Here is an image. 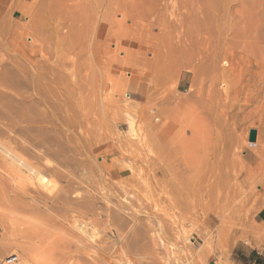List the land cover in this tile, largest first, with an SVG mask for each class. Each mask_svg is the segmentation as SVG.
I'll list each match as a JSON object with an SVG mask.
<instances>
[{
    "label": "rangeland",
    "instance_id": "obj_1",
    "mask_svg": "<svg viewBox=\"0 0 264 264\" xmlns=\"http://www.w3.org/2000/svg\"><path fill=\"white\" fill-rule=\"evenodd\" d=\"M0 2V23L5 25L4 33L9 34L6 46L10 55L20 60L19 65L15 63L17 69L12 66L13 63L8 62L11 64L9 66L6 64V68L11 70L6 75L15 76L12 77L13 82L16 79L19 83L16 81V86L12 83L10 88L0 87V146L4 149H0V260L15 254L22 264H50L41 263V260L50 258L52 261L56 260V264H252L249 256L256 255L255 253L264 259V194L263 197L248 200V206L243 208L244 213L236 211L240 207V199L236 198L238 202L233 203L239 206L229 203L230 208L221 209L225 210L224 215L217 208L212 213H189L188 217H180L166 205H163V208H167L165 210L161 208L162 205L158 206L154 202L156 186L153 182L156 167L154 160L159 148L156 132L160 128L164 130L166 125V132H163L168 133L167 130L172 125L170 123L168 127V121H173L174 127H170L171 136L168 137L165 133L163 135L166 136L164 139H168L167 143L172 144L169 139L173 137V131L176 132L173 128L177 124V131H180L178 137L180 135L187 140L191 137L189 125L199 130L203 127L202 121L207 118L206 115L215 111L217 105H221L215 102L214 89L222 92L221 102L227 101L229 105L242 99L258 97L261 91L264 92V0ZM190 50L200 51L207 59L204 62L212 63L217 59L218 69L225 67L232 71L227 79L228 89H225L224 83H220L212 91L209 73L204 71L207 67L204 62L200 64L202 68L199 67V71L198 68L194 69L195 64L193 68L190 63L188 68L183 67L188 64V60L180 58V55ZM2 53L4 52L0 53L1 57L4 56ZM223 57L226 65L221 62ZM193 70L196 71L195 75L192 74ZM0 71L5 70L0 68ZM134 78L146 82L147 84L140 82L145 88L133 85ZM154 78H157L159 86L157 83L155 85ZM128 81L132 85L127 86ZM18 96H31L32 100L21 102ZM46 99L50 104L44 102ZM199 99L202 100V105ZM261 100L263 102L257 100L255 108L234 114L225 128L226 134H245L240 136H243L246 144L244 155L245 152L264 145V122L261 123L264 100ZM140 108L142 109L139 110ZM43 118L49 124L46 125ZM26 121L30 123L27 124ZM40 126H43V131H49L42 133ZM251 130L258 133V147L254 145L255 142L250 143L248 140ZM166 140L163 141L164 144ZM167 143V150L171 151L174 146L176 149L175 143L174 146ZM182 150L181 148V153ZM140 152L144 158L140 157ZM8 153L11 154L10 157L7 156ZM16 158L24 160L30 170L43 173L41 175L53 182L52 189L50 188L52 193L39 189L34 176L26 171L28 169L15 163ZM180 163H174L172 167L175 170L184 167V163ZM175 170L171 172V176L175 174ZM128 176H132L129 177L133 181L131 186V180L126 181ZM20 178L28 179L29 182H26L29 187L23 185ZM31 182L36 186L33 183L30 186ZM167 182L170 181L167 179ZM255 188L256 192H261L260 186ZM34 197L38 200L35 201ZM230 204L236 206L235 209ZM133 213L140 219V226L143 225L137 229L141 230L139 244L142 242L140 245L143 247L146 242L152 245L148 251L145 248L126 249L127 245L124 250L118 251L123 242H130L132 239L133 233L130 230L133 223L130 216ZM202 214L205 218H218L219 221L222 220L220 216H224L225 221L235 224L225 229L216 226L199 228L197 222L205 219ZM54 216H60V220H54ZM90 218L96 219L94 221L97 223ZM74 225L77 226L72 227ZM75 228L81 230L78 232ZM116 230H120L119 233L123 231V237L126 235L128 239H119ZM5 232H9L8 235L17 232L24 235L28 232L34 238L18 234L19 237L15 238L17 242L14 243ZM80 232H87L89 236ZM76 236H85L87 240L83 238L80 242ZM41 238L43 240L40 243ZM48 242H52L50 250L45 251L47 254L43 252L41 256L42 250L38 252V249H44L49 245ZM27 245H31L30 248ZM24 246L29 248L28 251L31 250V254L24 253ZM36 252L41 253L37 255Z\"/></svg>",
    "mask_w": 264,
    "mask_h": 264
},
{
    "label": "bare ground",
    "instance_id": "obj_2",
    "mask_svg": "<svg viewBox=\"0 0 264 264\" xmlns=\"http://www.w3.org/2000/svg\"><path fill=\"white\" fill-rule=\"evenodd\" d=\"M2 1V0H1ZM1 3L2 2H0V6H1ZM2 23V22H1ZM0 23V53L3 51L4 53H2V54H4V56H2L1 57V55H0V68L1 69H4L5 71L4 72H2V71H0V87H4V88H10L11 86H12V83L14 84L15 83V86H16V84H18L19 83V80L17 81L16 79L14 80V82H13V80H12V77H15V76H8V75H6V72L7 73H9V71L11 72V70L7 67L6 68V64H8L7 66H9V65H11V64H9L8 62H10V63H13L12 64V66H14L15 68H16V65H15V63H17L18 65H19V63H20V60H19V58L18 57H15V56H12V55H10V51L8 50V48H7V44H6V38H7V36H9V34H5L4 33V26H3V24H1ZM8 33H10V32H8ZM8 38H11V36L10 37H8ZM180 58H182V59H185V60H188V64H184L183 65V67L185 66V67H187L188 68V65H190V64H192V65H190L191 67L192 66H194L193 64H195V70H196V68H198V70L197 71H199L200 69H199V67L200 68H202L201 66H200V64H203V62H204V60L205 61H207V59L201 54V52L200 51H193V50H190V52L188 51V52H186V53H184L183 55H180ZM13 61H12V60ZM185 60H183L184 62H185ZM216 62H217V59H214V61L212 62V63H210V62H204L205 64H204V66H206V64H207V67L206 68H204V71H205V73H209L208 74V76H210V80L211 81H209L210 83V85H211V89H212V91H213V89L214 88H216L217 86H218V84H220V83H224V86H226L225 87V89H228V85H227V79H228V77L230 76V72H232V71H230V70H228V69H226L225 67H223V68H219L218 69V67H217V65H216ZM221 62H222V64H224V65H226V62H225V58L223 57V58H221ZM190 63V64H189ZM187 65V66H186ZM228 65V64H227ZM193 68V67H192ZM228 68V67H227ZM17 69V68H16ZM185 69V68H184ZM187 70V69H186ZM189 70V69H188ZM18 71V70H17ZM207 71H209V72H207ZM164 73V72H163ZM162 73V75H164ZM194 73H196V71L194 72V70H193V73L192 74H194ZM195 75V74H194ZM193 75V76H194ZM165 76H166V74H165ZM168 76V75H167ZM166 76V77H167ZM160 77V76H159ZM158 76H157V78L158 79H161V78H159ZM137 78V77H136ZM136 78H134V84L133 85H137V88L138 87H142V88H145V86L144 85H142L141 83H143V84H145L146 82H142L140 79H136ZM156 78V79H157ZM143 79V78H142ZM155 79V78H154ZM155 79V80H156ZM140 80V81H139ZM155 80H153L154 81V83H155V85H156V83L158 84V81L156 82ZM162 80V79H161ZM161 80H159V82H161ZM164 80V79H163ZM16 81L18 82V83H16ZM196 81V80H195ZM129 82V81H128ZM141 82V83H140ZM151 83H152V81H150ZM127 83V82H126ZM150 83V84H151ZM128 84H130V85H132V83H127V86H128ZM147 84V83H146ZM149 84V83H148ZM161 84V83H160ZM164 84V83H163ZM152 85V84H151ZM154 85V86H155ZM208 85V84H207ZM209 85V86H210ZM158 86H159V84H158ZM195 86V85H194ZM198 86V85H197ZM196 86V87H197ZM14 87V86H13ZM16 88V87H15ZM136 88V89H137ZM147 88V87H146ZM155 88V87H154ZM11 89H13V88H11ZM150 89H151V87H150ZM202 89V88H201ZM158 90V89H157ZM156 90V91H157ZM159 90H161V89H159ZM147 91V90H146ZM152 91H154V89L152 90ZM167 91V90H166ZM190 91V90H189ZM200 91V90H199ZM149 92V91H148ZM191 92V91H190ZM196 92V91H195ZM201 92H202V90H201ZM220 92V91H219ZM218 91H216L215 89H214V95L213 94H211V95H213L214 96V98H215V102H216V104H219V103H221V105H217L216 107L214 106L215 105V103H214V107L216 108V110L215 111H212V113L211 112H209L211 109H209V114H208V116L206 115V117L207 118H205V120L204 121H202L203 122V127H201V128H199V130H198V128H195V127H193L192 125H189V128L188 129H190L191 128V137L189 138V139H185L183 136H182V138L180 137V135H179V137H178V134L180 133V131H177V129H178V127L177 126H179L178 124H177V126H176V128H173V130L174 129H176L175 131L176 132H174L173 130V133H174V135H173V137L175 138H171V139H169V141L171 142L172 141V144L170 143V144H168L167 143V140H166V138L164 139V137H166V136H163V135H165V134H167V136L169 137V136H171L170 134L172 133V132H170V127L173 125V127H174V123H173V121H168V123H167V125H168V127H169V125H170V123H172V125H170V127L168 128L169 130H167V132L168 133H165L166 132V130L165 129H167V126L165 125L164 126V130H161V128L156 132L157 133V136L159 137V139H157V141H158V143H159V148H158V151L155 153L156 154V160H152V162H154V163H156V164H154L156 167H155V173H154V181L153 182H155V186H156V191H155V195H156V199H155V203L158 205V206H161V208H163V205H166V207H168L173 213H176V214H179L180 215V217H181V215H185V216H187V215H189V213L190 214H193V213H195V215H196V213L197 214H199V213H205V212H210V213H212V212H214V210L215 209H219V210H223V209H228V208H230L229 207V203H233V202H235L236 200V198H238V199H240L239 201L240 202H238V201H236V202H238V203H240V207H237V209H236V211L237 212H239V213H241L242 211H243V213H244V210L246 209L245 207H247L248 205H247V203L249 204V201L248 200H251L252 198H255V197H258V196H262L263 194H264V145L262 144V146H260L259 145V142L257 141V140H259V139H256V141H255V143L256 144H254V145H256L257 147H258V145H259V148H257V149H254V150H252V151H249V152H245V155H244V149H245V147H246V144L244 143V139H243V136H242V138H240V136L241 135H245L244 133L242 134V132H241V134H240V136L238 135H232V134H226V130H225V128H227V126H228V123H229V119L230 118H232L233 116H234V114H236V113H239V112H243V111H245V110H247V109H250V108H255L256 107V104H257V100L258 101H260V102H263L261 99H263L264 100V92H262L261 91V93L260 94H258V97H252V99L251 98H246V99H242V100H240V101H237L235 104H227L226 102H224V103H222L221 101H222V92H220L219 93ZM35 93V92H34ZM150 93V92H149ZM156 93V92H155ZM155 93H153V94H155ZM164 93V92H163ZM162 93V94H163ZM192 93V92H191ZM190 93V94H191ZM210 93L211 92H209V95H210ZM152 94V93H151ZM150 94V95H151ZM152 94V95H153ZM193 94V93H192ZM36 96L38 95L37 93L35 94ZM147 95V94H146ZM146 95H144V96H146ZM149 95V94H148ZM147 95V96H148ZM169 95V94H168ZM201 95V94H200ZM208 95V94H207ZM125 96V95H124ZM123 96V97H124ZM160 96V95H159ZM170 96V95H169ZM190 96V95H189ZM219 96V97H218ZM126 97H127V94H126ZM166 97H168V96H166ZM187 97V96H186ZM211 97V96H210ZM210 97H208V98H210ZM260 97V98H259ZM18 98L20 99L19 101H21V102H25V103H27L28 101H26V100H29V99H31V96H25V97H23V96H18ZM46 98V97H45ZM169 98V97H168ZM206 98V97H205ZM214 98H212V99H214ZM149 99V98H148ZM162 99H164V98H162ZM165 99H167V98H165ZM184 99V98H183ZM187 99V98H186ZM195 99V98H194ZM193 99V100H194ZM32 100V99H31ZM144 100V99H143ZM208 101L209 100H211V99H207ZM226 100V99H225ZM141 101V100H140ZM187 101V100H186ZM199 101H200V99H199ZM202 101V100H201ZM200 101V102H201ZM44 102L46 103L47 102V99H46V101L44 100ZM173 102V101H172ZM195 102V101H194ZM211 103H212V101H210ZM210 102H208V103H210ZM41 103V102H40ZM43 103V102H42ZM50 104V102H47L46 104ZM134 103H136V102H134ZM144 102H141V104H143ZM157 103V102H156ZM155 103V104H156ZM160 103V102H159ZM163 103H164V101H163ZM189 103V102H188ZM193 103V102H192ZM198 103V102H197ZM207 103V102H206ZM205 103V104H206ZM138 105V104H137ZM180 105V104H179ZM189 105V104H188ZM187 105V106H188ZM200 105V104H199ZM201 105H202V102H201ZM255 105V106H254ZM211 107H212V105H210ZM158 107V106H157ZM167 107V106H166ZM170 107H172V106H170ZM179 107H181V105L179 106ZM189 107V106H188ZM197 107H198V105H197ZM204 107H205V105H204ZM210 107V108H211ZM214 107L212 108L213 110H214ZM173 108H174V106H173ZM178 108V107H177ZM196 108V107H195ZM203 108V107H202ZM142 108H140L139 110H141ZM200 109V108H199ZM205 109V108H204ZM168 110H169V108H168ZM186 110V109H185ZM206 110V109H205ZM166 111H167V109H166ZM171 111V110H170ZM158 112V111H157ZM162 112V111H161ZM262 112H264V109L262 110ZM261 112V113H262ZM142 113V112H141ZM170 113V112H169ZM205 113V112H204ZM158 114V113H157ZM161 114V113H160ZM25 115H27V114H24V116ZM155 115H156V113H155ZM154 115V116H155ZM170 115V114H169ZM168 115V116H169ZM45 117H47V115H44ZM141 116V115H140ZM158 117V116H157ZM162 117V116H161ZM165 118H166V116H164ZM48 118V120H50L49 118L50 117H47ZM139 118V117H138ZM165 118H164V120H165ZM170 118H171V116H170ZM160 119H162V118H160ZM159 119V120H160ZM176 119V117L173 119V120H175ZM23 120H25V119H23ZM22 120V121H23ZM43 120H45V122H46V125L47 124H49V122H47L48 120L47 119H44L43 118ZM52 120V119H51ZM50 120V121H51ZM163 120V121H164ZM221 120H223V122H221ZM21 121V122H22ZM27 122V121H26ZM29 123H30V121H28ZM28 122H27V124H28ZM33 123L35 122V121H32ZM31 122V123H32ZM39 122V121H38ZM37 121H36V123H38ZM42 122V121H41ZM44 121H43V123H45ZM51 122H53V121H51ZM51 122H50V124H51ZM161 122V121H160ZM165 122H167V121H165ZM174 122H176V121H174ZM264 122V114L261 116V123H263ZM19 123V122H18ZM23 123V122H22ZM21 123V124H22ZM25 123V122H24ZM23 123V124H24ZM26 124V125H27ZM40 124V123H39ZM42 124V123H41ZM152 124H153V122H152ZM165 124V123H164ZM176 124V123H175ZM264 124V123H263ZM25 125V124H24ZM52 125H54V124H52ZM158 125H161V124H159L158 123ZM143 126V125H142ZM162 126H163V124H162ZM24 127V126H23ZM38 127V126H37ZM36 127V128H37ZM42 127L43 126H40L39 127V129L40 130H42ZM166 127V128H165ZM182 127V126H181ZM185 127L186 126H184V129H185ZM187 127H188V125H187ZM30 128V127H29ZM142 128V127H141ZM154 128V127H153ZM158 128V127H157ZM24 130H25V128H23ZM47 129V128H46ZM45 129V130H46ZM56 129V128H55ZM238 129V128H237ZM27 130V129H26ZM50 130H52V129H50ZM179 130V129H178ZM30 131V130H29ZM49 131V129H47V131H43L42 130V133H44V134H46L45 132H48ZM163 131H165V132H163ZM183 131V130H182ZM56 132V131H55ZM179 132V133H178ZM190 132V131H189ZM262 132L264 133V131L262 130ZM39 133H41V131L39 132ZM165 133V134H164ZM170 133V134H169ZM237 133V132H236ZM183 134V133H182ZM257 134L258 133H256V137H257ZM260 134V133H259ZM235 137V138H234ZM157 138V137H156ZM155 138V139H156ZM164 140H166L165 141V144H164ZM242 140H243V142H242ZM47 141V140H46ZM45 141V142H46ZM155 141V140H154ZM174 141V142H173ZM42 142H44V141H42ZM44 142V143H45ZM1 143V142H0ZM47 143V142H46ZM45 143V144H46ZM166 143L168 144V145H173L174 143L177 145V146H179V147H177L176 146V149L178 150V149H180V151H181V148L183 149L182 151V153L179 151V153L177 152V150L175 149V144L173 145L174 146V148L173 149H171V151H169V149L167 150V145H166ZM2 144V143H1ZM163 144H164V146L166 147V149H165V147H163ZM59 145H61V143L59 144ZM63 145V144H62ZM157 145V144H156ZM155 145V146H156ZM58 146V145H57ZM170 146H168V147H170ZM248 146V145H247ZM1 147V146H0ZM5 147V146H4ZM59 147V146H58ZM1 150H4V149H2V147L0 148ZM60 149H61V147H60ZM148 149V148H147ZM153 149H154V147H153ZM250 149H251V147H250ZM8 150H9V148H8ZM62 150H63V147H62ZM137 150H140V149H137ZM172 150H173V152H172ZM132 151V150H131ZM136 151V150H135ZM147 151V150H146ZM153 151V150H152ZM5 152V151H4ZM61 152V151H60ZM63 152V151H62ZM61 152V153H62ZM78 152V151H77ZM178 153V155H176L175 153ZM1 153H3L2 151H1ZM12 153V152H11ZM61 153H59V154H61ZM130 153V152H129ZM147 153V152H146ZM4 154V153H3ZM7 153H5V155H6ZM77 154V153H76ZM139 154V153H138ZM140 154H141V152H140ZM182 154V155H181ZM72 155V154H71ZM153 155H154V152H153ZM3 156V155H2ZM7 156H11V154H9L8 153V155ZM58 156V155H57ZM140 156V155H139ZM181 156V157H180ZM8 157V158H9ZM14 157V156H13ZM73 157H74V154H73ZM140 157H143L142 156V154H141V156ZM2 158V157H1ZM15 158V157H14ZM42 158V157H41ZM144 158V157H143ZM155 158V157H154ZM182 158V159H181ZM13 158H11V161H14V159L12 160ZM68 159V158H67ZM147 159V158H146ZM177 159H181V161H182V164L184 163V165H182V166H184V167H179L177 170H175L173 167H172V164L174 165V163L176 164V163H178V164H181L180 162V160H178L177 161ZM16 161H15V163H17V165H20V166H22V168H27L28 170H26L27 172L29 171V173H30V175L31 176H34V178H35V182H36V185H37V187L39 188V189H42V191L43 192H45V193H48L47 191L49 190V194L50 193H52V191L50 192V188L52 189V184H53V182H51V181H49V179H47L46 177H45V175L43 176V175H41V174H43V173H41V174H39V173H37V171L35 172V171H32V170H30L28 167H27V165H26V163L24 162V160H21V159H15ZM150 161V160H149ZM180 161V162H179ZM42 162V161H41ZM151 162V163H152ZM5 163V162H4ZM14 163V162H13ZM150 163V162H149ZM9 164V163H8ZM153 164V163H152ZM151 165V164H150ZM154 165L152 166V168L154 167ZM177 165V164H176ZM7 166V165H6ZM9 166V165H8ZM12 167V166H11ZM31 167V166H30ZM151 167V166H150ZM178 167V166H177ZM14 168V167H13ZM16 168V167H15ZM130 168V167H129ZM10 169V168H9ZM17 169V168H16ZM33 169V168H32ZM128 169V168H127ZM142 169V168H141ZM154 169V168H153ZM181 169H184V171L183 170H181ZM36 170V169H35ZM131 170V169H130ZM137 170V169H136ZM173 170H175V174H177V175H175L174 173H173V177L171 176V172L173 171ZM179 170H181V171H183L182 173H181V175H180V172H179ZM16 171V170H15ZM51 171H52V169H51ZM90 171V170H89ZM88 171V172H89ZM179 172V173H177V172ZM53 172V171H52ZM88 172H86V173H88ZM174 172V171H173ZM136 173V172H135ZM153 174V173H152ZM29 175V176H30ZM88 175H90V174H88ZM95 175V174H94ZM132 175V174H131ZM15 176V175H14ZM28 176V175H27ZM92 176V175H91ZM136 176V175H135ZM142 176V175H141ZM26 177V176H25ZM79 177V176H78ZM129 177L130 176H128L127 177V180L126 179H124V181L126 180L127 182H128V180H129ZM132 177V176H131ZM130 177V178H131ZM152 177V178H153ZM171 177H172V179H173V182H174V184H173V182L171 181ZM175 177V178H174ZM125 178V177H124ZM95 179V178H94ZM133 179V178H132ZM167 179H168V181H170V182H167ZM176 179V180H175ZM20 180H21V182L23 183V185H28L27 184V182H26V180H28V179H26V178H20ZM32 180H33V178H32ZM96 180V179H95ZM131 180V179H130ZM129 180V181H130ZM31 181V180H30ZM81 181H83V180H81ZM85 181V180H84ZM93 181V180H92ZM123 181V180H122ZM124 181H123V184H124ZM125 181V182H126ZM231 181H233V182H231ZM28 182H29V180H28ZM34 182V181H33ZM33 182H31V185L30 186H32V183ZM131 182H133L132 180L130 181V183H129V185L131 184ZM166 182V183H165ZM113 183V182H112ZM169 183V184H168ZM230 183H233V185L231 186L230 185ZM34 184V183H33ZM91 184V183H90ZM98 184H100V183H98ZM109 184V183H108ZM122 184V183H121ZM134 184V183H133ZM35 185V184H34ZM35 185V186H36ZM94 185V184H93ZM125 185V184H124ZM128 185V186H129ZM223 187V190H222V187ZM127 186V185H126ZM131 186V185H130ZM134 186H135V184H134ZM221 188H220V187ZM256 186H260V188H261V192L260 193H258V192H256ZM28 187H29V185H28ZM27 187V188H28ZM109 187V186H108ZM112 187H114V186H112ZM133 187V186H132ZM136 187V186H135ZM134 187V188H135ZM140 187V186H139ZM154 187V186H153ZM26 188V189H27ZM127 188H129V187H127ZM126 187H124V189H127ZM141 188V187H140ZM56 189V188H55ZM94 189H96V188H94ZM116 188H114V190H115ZM248 189V190H247ZM24 190V189H23ZM67 190V189H66ZM137 190V189H136ZM139 190V189H138ZM26 191V190H25ZM35 191V190H34ZM41 191V190H40ZM41 191V192H42ZM56 191V190H55ZM54 191V192H55ZM112 191H113V189H112ZM28 192V191H27ZM36 192H37V190H36ZM42 192V193H43ZM105 192V191H104ZM115 193H116V191H114ZM136 192V191H135ZM57 193V192H56ZM100 193V192H99ZM103 193V192H102ZM101 193V194H102ZM48 194V195H49ZM55 194V193H54ZM61 194V193H60ZM120 194H123V193H120ZM137 194V193H136ZM47 195V194H46ZM132 195V194H131ZM44 196V195H43ZM107 196V195H106ZM125 196V195H124ZM129 196V195H128ZM47 197V196H46ZM88 197H89V195H88ZM92 197V196H91ZM139 197V196H138ZM263 197V196H262ZM53 198V197H52ZM56 198V197H55ZM54 198V199H55ZM86 199H87V197H85ZM110 198V197H109ZM259 198V197H258ZM33 199V198H32ZM34 199H35V197H34ZM47 199V198H46ZM51 199V198H50ZM62 199V198H61ZM31 200V199H30ZM36 200H38V199H35V201ZM52 200V199H51ZM134 200V199H133ZM142 200V199H141ZM166 200H167V202L168 203H166ZM259 200H261V199H259ZM263 200V199H262ZM17 201V200H16ZM33 201V200H32ZM54 201V200H53ZM57 201V200H56ZM65 201V200H64ZM90 201V200H89ZM105 201V200H104ZM137 201V200H136ZM140 201V200H139ZM248 201V202H247ZM255 201V200H254ZM9 202V201H8ZM71 202V201H70ZM69 202V203H70ZM80 202V201H79ZM142 202V201H141ZM144 202V201H143ZM247 202V203H246ZM261 202H263V201H261ZM34 203V202H33ZM36 203V202H35ZM44 203V202H43ZM53 203V202H52ZM56 204H57V202H55ZM111 203V202H110ZM130 203H132V202H130ZM146 203V202H145ZM154 203V204H155ZM255 203V202H254ZM22 204H25V203H22ZM67 204V203H66ZM115 204V203H114ZM133 204V203H132ZM138 204V203H137ZM231 204H230V206H231ZM234 204V203H233ZM244 204H245V206H244ZM263 204H264V202H263ZM27 205V204H26ZM32 205V204H31ZM36 204H34V206H35ZM46 205V204H45ZM53 205V204H52ZM63 205H64V203H63ZM68 205V204H67ZM94 205V204H93ZM122 205V204H121ZM130 205V204H129ZM156 205V206H157ZM234 205H238L239 206V204H234ZM255 205V204H254ZM25 206V205H24ZM23 206V207H24ZM29 206V205H28ZM70 206H72V205H70ZM84 206V205H83ZM95 206V205H94ZM157 206V207H158ZM233 206V205H232ZM231 206V207H232ZM244 206V207H243ZM257 206H259V205H257ZM262 206V205H261ZM27 207V206H26ZM64 207V206H63ZM142 207V206H141ZM234 207H236V206H233V209H235ZM254 207H256V206H254ZM28 208V207H27ZM26 208V209H27ZM33 207H31V209H32ZM95 208V207H94ZM145 208V207H144ZM147 208V207H146ZM165 208V207H164ZM163 208V209H164ZM243 208H245L244 210H243ZM25 209V208H24ZM103 209H104V207H103ZM138 209H139V207H138ZM167 208H165V210H166ZM251 209V208H250ZM29 210V209H28ZM34 210V209H33ZM59 210V209H58ZM92 209H90V211H91ZM221 210V211H222ZM37 211V210H36ZM77 212H79V210H76ZM147 211V210H146ZM167 211H169V210H167ZM225 211V210H224ZM224 211H222V213L221 214H223V212ZM227 211V210H226ZM81 212V211H80ZM93 212V211H92ZM91 212V213H92ZM94 212H95V210H94ZM104 212V211H103ZM156 212H157V210H156ZM155 212V213H156ZM219 212V211H218ZM218 212L216 213V214H218ZM233 212H234V210H233ZM254 212V211H253ZM35 214H38V213H36V212H34ZM86 213V212H85ZM158 213H160V212H158ZM220 213V212H219ZM255 213V212H254ZM48 214V213H47ZM51 214V213H50ZM134 214V213H133ZM145 214V213H144ZM146 214H149V212L148 213H146ZM165 214V213H164ZM207 214V213H206ZM232 214V213H231ZM230 214V215H231ZM235 214V213H234ZM253 214V213H252ZM252 214H250V215H252ZM43 215H44V213H43ZM63 214H61V216H62ZM82 215H83V213H82ZM93 215V214H92ZM120 215V214H119ZM132 215V214H131ZM155 215V214H154ZM153 215V216H154ZM168 215V214H167ZM203 215V214H202ZM208 215V214H207ZM220 215V214H219ZM224 215V214H223ZM230 215H228V216H230ZM238 215V214H237ZM114 216V215H113ZM157 216V215H156ZM160 216V215H159ZM171 216V215H170ZM204 216V217H203ZM202 217L203 218H205V215H203ZM234 216H236V215H234ZM233 216V217H234ZM248 216H249V214H248ZM33 217V216H32ZM40 217V216H39ZM47 217V216H46ZM55 217V216H54ZM64 217V216H63ZM63 217H61L62 219H63ZM110 217V216H109ZM130 217H132V225H133V227H132V229L130 230L132 233H133V236H132V239L130 240V242H128L127 240V242H128V244H127V242H123V245L125 244V246H123L122 244H121V246L119 247V249H118V251H120V250H124L123 248H125L126 247V245H127V247H126V249L129 247V249H130V247L132 248L133 247V249H137L138 250V248H145V249H147V251H148V249L150 248V245H148V244H146L145 243V247H143L142 245H140L139 244V242L141 241V239H140V235L141 234H139V232H141V230L140 231H138L139 229H138V227H142V226H140V219L136 216V214H134L133 216H130ZM152 217V216H151ZM150 217V218H151ZM162 217V216H161ZM160 217V218H161ZM188 217V216H187ZM246 217V216H245ZM56 219H54V220H57V221H59L60 220V216L58 217V216H56L55 217ZM92 218V217H91ZM90 218V219H91ZM123 218V217H122ZM157 218V217H156ZM220 218L222 219V220H218V218H213V219H210L209 217L208 218H205V219H203V220H200L199 222H197L198 224H197V226L199 227H201V228H203V229H209V228H212V227H214V226H216V228H219V229H225L226 227H228V226H234V224L235 223H233L232 221H225L224 219V216L223 217H221L220 216ZM248 218V217H247ZM251 218V217H250ZM110 219V218H109ZM112 219V218H111ZM143 219V218H142ZM168 219V218H167ZM170 219V218H169ZM198 219V218H197ZM232 219V218H231ZM234 219V218H233ZM238 219V218H237ZM237 219H235L236 221H237ZM92 221H94V220H96V219H91ZM161 220L163 221V218H161ZM184 220H185V218H184ZM189 220V219H188ZM188 220H186V221H188ZM199 220V219H198ZM215 220H216V222H215ZM246 220V219H245ZM65 221V220H64ZM67 221V220H66ZM105 221V220H104ZM116 221V220H115ZM164 221H166V220H164ZM172 221V220H171ZM182 221V220H181ZM189 221H191V219L189 220ZM194 221H196V220H194ZM193 221V222H194ZM244 221V220H243ZM247 221V220H246ZM245 221V222H246ZM250 221H252V220H250ZM55 222V221H54ZM252 222H254V221H252ZM50 223V222H49ZM53 223V222H52ZM90 223H92V222H90ZM94 223H97V222H95L94 221ZM131 223V222H130ZM156 223H158V222H156ZM166 223H168L167 221H166ZM173 223V222H172ZM191 223V222H190ZM196 223V222H195ZM241 223V222H240ZM239 223V224H240ZM249 224H251V222H248ZM93 224V223H92ZM111 224H113V222L111 223ZM124 224V223H123ZM164 224V223H163ZM169 224V223H168ZM174 224V223H173ZM177 224V223H176ZM183 224V223H182ZM186 224V223H185ZM254 224V223H253ZM256 224V223H255ZM119 225V224H118ZM122 225V224H121ZM125 225V224H124ZM128 225V224H127ZM135 225V226H134ZM170 225V224H169ZM191 225V224H190ZM193 225H194V223H193ZM247 225V224H246ZM263 225V224H262ZM77 226V225H76ZM75 225L74 226H72V227H76ZM105 226V225H104ZM144 226H146V225H144ZM187 226V225H186ZM192 226V225H191ZM236 226V225H235ZM243 226V225H242ZM171 227V226H170ZM196 227V226H195ZM199 227V228H200ZM244 227V226H243ZM258 227H260L259 225H258ZM2 228V227H1ZM80 228V227H79ZM160 228V227H159ZM193 228H194V226H193ZM261 228V227H260ZM263 228V227H262ZM3 229V228H2ZM7 229V228H6ZM75 229H77L76 231H80V230H78V228H75ZM74 229V230H75ZM118 229H119V227H118ZM123 229V228H122ZM127 229V228H126ZM138 229V230H137ZM163 229V228H162ZM181 229V228H180ZM232 229V228H231ZM84 232H85V230L84 229H82ZM145 230V229H144ZM143 230V231H144ZM159 230V229H158ZM171 230V229H170ZM182 230V229H181ZM18 231V230H17ZM120 231V230H119ZM119 231L118 230H116V235H117V237L119 238V239H122V241L124 240V239H128L127 237H123V231H122V233H119ZM183 231V230H182ZM204 231V230H203ZM11 232V231H10ZM16 232V231H15ZM83 232V233H84ZM160 232V231H159ZM162 232V231H161ZM165 232V231H164ZM3 233V232H2ZM6 233V232H5ZM4 233V234H5ZM8 233L9 232H7L6 234L8 235ZM22 233V232H21ZM48 233V232H47ZM81 233V232H80ZM158 233V232H157ZM181 233V232H180ZM245 233V232H244ZM5 234V236H7ZM19 232H17V234H14V233H11L10 235H8L9 237H10V239H11V241H15L14 243H16L17 241V239H15V238H18L19 237V235H21L22 237H27V236H33L32 238H34V235L32 234H29L28 232L26 233H24V235L23 234H19ZM82 234V233H81ZM86 234H88V236H89V233H84V234H82V235H85L86 236ZM122 234V235H121ZM142 234H143V232H142ZM148 234V233H147ZM151 234V233H150ZM174 234V233H173ZM178 234V233H177ZM185 234V233H184ZM132 235V234H131ZM131 235H130V237H129V239L131 238ZM182 235V234H181ZM180 235V236H181ZM187 235V234H186ZM233 235V234H232ZM53 236V235H52ZM85 236H79V237H77L76 236V238H78L77 240L78 241H80V242H82L83 241V238H84V240L86 239L87 240V238L85 237ZM105 236V235H104ZM144 236V235H143ZM239 236V235H238ZM242 236V235H241ZM38 237V236H37ZM167 237V236H166ZM172 237V236H171ZM174 237V236H173ZM243 237V236H242ZM245 237V236H244ZM40 238V237H39ZM43 238V237H42ZM41 238V240H39V242L41 243L42 242V240L44 239H42ZM54 238V237H53ZM57 238V237H56ZM62 238H64V237H62ZM76 238L74 237L73 239L74 240H76ZM89 238V237H88ZM108 238V237H107ZM142 238V237H141ZM143 238H145V237H143ZM152 239H153V237H151ZM151 238H150V241H151ZM183 238V237H182ZM236 238V237H235ZM241 238V237H240ZM255 238V237H254ZM13 239V240H12ZM35 239H38V238H35ZM51 239L52 238H50V241H51ZM59 239H60V236H59ZM71 239V238H70ZM147 239V238H146ZM177 239V238H176ZM179 239V238H178ZM185 239V238H184ZM244 239V238H243ZM66 240V239H65ZM73 240V241H74ZM105 240V239H104ZM6 241V240H5ZM7 241H8V239H7ZM48 241H49V239H48ZM55 241V240H54ZM53 241V242H54ZM61 241V240H60ZM68 241V240H67ZM77 241V242H78ZM91 241V240H90ZM93 241V240H92ZM125 241V240H124ZM142 241L144 242V239H142ZM46 242V241H45ZM61 242H63V241H61ZM152 242V241H151ZM172 242H174V241H172ZM178 242H180V241H178ZM182 242V241H181ZM49 243V245H46V247L44 248V249H42V248H40V249H38V252H39V250L42 252V255L41 256H43V254L45 253V251H47L48 249L50 250V244L52 243H50V242H48ZM55 243H56V241H55ZM54 243V244H55ZM64 243H66L65 241H64ZM99 243V242H98ZM103 243V242H102ZM156 243H157V241H156ZM156 243H153V244H156ZM159 243V242H158ZM176 243V242H175ZM53 244V245H54ZM56 244H58V243H56ZM81 244V243H80ZM104 244V243H103ZM113 244V243H112ZM162 244V243H161ZM166 244V243H165ZM52 245V244H51ZM101 245V244H100ZM109 245V244H108ZM164 245V244H163ZM217 245V244H216ZM28 246V245H27ZM30 246L31 245H29L28 247L30 248ZM152 246V245H151ZM171 246V245H170ZM181 246H183V244L181 245ZM185 246V245H184ZM25 248V246H24V250L26 251V252H24V251H22V252H24L25 254L28 252L29 254H31L30 253V251L31 250H29L28 251V249L29 248ZM56 247V246H55ZM109 247V246H108ZM161 247V246H160ZM166 247V246H165ZM164 247V248H165ZM110 248H112V246H110ZM110 248H107V250H109ZM167 248H169V247H167ZM104 249V248H103ZM105 249H106V247H105ZM113 249V248H112ZM125 249V250H126ZM128 249V250H129ZM157 249V248H156ZM172 249H174V248H172ZM184 249V248H183ZM44 250V251H43ZM58 250V249H57ZM116 250V249H115ZM142 250V249H141ZM152 250H153V248H152ZM186 250H187V247H186ZM3 251V250H2ZM66 251V250H65ZM111 251V250H110ZM146 251V250H145ZM154 251V250H153ZM169 251V250H168ZM202 251V250H201ZM40 252V253H41ZM44 252V253H43ZM106 252V251H105ZM143 252V251H142ZM166 252V251H165ZM27 253V254H28ZM40 253H38V254H40ZM51 253V252H50ZM116 253V252H115ZM139 253V252H138ZM144 253V252H143ZM148 253V252H147ZM153 253V252H152ZM36 254H37V252H36ZM37 254V255H38ZM45 254H47V252L45 253ZM53 254V253H52ZM112 254H114V252L112 253ZM206 254V253H205ZM210 254V253H209ZM1 255V254H0ZM119 255V254H118ZM117 255V256H118ZM123 255V254H122ZM137 255H139V254H137ZM145 255H147L146 253H145ZM150 255V254H149ZM155 255V254H154ZM167 255V254H166ZM171 255V254H170ZM40 256V257H41ZM45 256V255H44ZM49 256L51 257L52 255L51 254H49ZM81 256V255H80ZM89 256V255H88ZM91 256V255H90ZM94 256H96V255H94ZM116 256V257H117ZM151 256H153V255H151ZM156 256V255H155ZM47 257V256H46ZM54 257V256H53ZM114 257V256H113ZM157 257H158V255H157ZM42 258V257H41ZM78 258V257H77ZM115 258V257H114ZM174 258V257H173ZM177 258V257H176ZM97 259V258H96ZM140 259V258H139ZM149 259V258H148ZM37 260V259H36ZM45 260V261H44ZM53 259L52 258H50L49 260L48 259H43V260H41V261H43V262H41L40 260H37V261H39V262H41V263H44V262H49L50 264H56L57 262H56V260H54V261H52ZM137 260H138V258H137ZM21 261V260H20ZM143 263V262H142ZM22 264V263H21ZM135 264H136V262H135ZM140 264V263H139ZM193 264V263H192Z\"/></svg>",
    "mask_w": 264,
    "mask_h": 264
},
{
    "label": "built area",
    "instance_id": "obj_3",
    "mask_svg": "<svg viewBox=\"0 0 264 264\" xmlns=\"http://www.w3.org/2000/svg\"><path fill=\"white\" fill-rule=\"evenodd\" d=\"M0 264H21V261L18 259L17 255L11 254L0 260Z\"/></svg>",
    "mask_w": 264,
    "mask_h": 264
},
{
    "label": "crops",
    "instance_id": "obj_4",
    "mask_svg": "<svg viewBox=\"0 0 264 264\" xmlns=\"http://www.w3.org/2000/svg\"><path fill=\"white\" fill-rule=\"evenodd\" d=\"M256 255H250L249 258L252 259V264H264V259L259 257L260 255L258 253H255Z\"/></svg>",
    "mask_w": 264,
    "mask_h": 264
},
{
    "label": "water",
    "instance_id": "obj_5",
    "mask_svg": "<svg viewBox=\"0 0 264 264\" xmlns=\"http://www.w3.org/2000/svg\"><path fill=\"white\" fill-rule=\"evenodd\" d=\"M249 142L250 143H254L256 141V131L255 130H251L249 132Z\"/></svg>",
    "mask_w": 264,
    "mask_h": 264
}]
</instances>
